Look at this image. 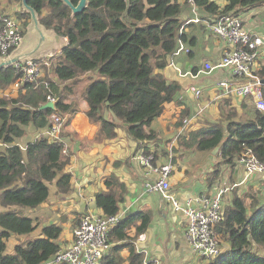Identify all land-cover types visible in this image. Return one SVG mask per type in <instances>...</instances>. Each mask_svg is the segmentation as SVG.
Here are the masks:
<instances>
[{
	"label": "trees",
	"instance_id": "obj_1",
	"mask_svg": "<svg viewBox=\"0 0 264 264\" xmlns=\"http://www.w3.org/2000/svg\"><path fill=\"white\" fill-rule=\"evenodd\" d=\"M69 1L73 6L79 2ZM225 1L226 5L220 9L212 0H195L197 12L202 11L204 16L199 18V23L188 25H200L211 16L235 8L264 5V0ZM7 3L19 5L21 0H7ZM27 4L43 30L67 41L58 53L48 58L53 79L40 76L16 93L5 95L18 74L12 66L0 69V141L6 145L0 150V264H45L60 250L57 239L61 229L49 225L43 228L42 238L16 246L13 254L3 253L10 236L28 235L35 229L34 221L23 211L35 209L47 200L49 184L55 181L59 195L72 189L71 174L66 171L71 165V155L64 152L63 143L38 137L26 144L21 159L16 141L25 135L24 127L46 129L52 114L67 115V127L69 116L76 110L65 100L75 94V86L89 73L81 97L87 104V119L98 126L96 140L116 136L119 125L106 118L107 112L125 126L132 139H154L153 132L147 128L181 91L178 84L168 82L163 76L167 58L174 55L180 44L188 53V47L193 44L184 32L188 25L182 18L184 4H188L178 0H88L85 10L77 15L61 0H27ZM15 15L19 20L29 19L26 11ZM34 60L43 65L41 59ZM255 75L264 80V59ZM65 82L70 85H64ZM261 89L264 96V85ZM47 97L55 101L53 110L40 109ZM184 97L188 100L187 95ZM218 103L220 119L205 122L200 129L179 137L177 148L209 153L217 149L222 164L231 167L245 152L264 161V112L243 107L240 115L228 100ZM188 114L186 111L181 120ZM168 161L172 164L174 158L168 156ZM217 170L213 180L219 174ZM104 186L105 191L95 196V206L104 216L116 215L125 188L115 177H107ZM151 216L147 210L124 216L108 233L110 249L102 264H153L145 262L132 243L146 231ZM214 230L228 248L208 264H264V256L259 254L260 249L264 250V201L256 199V194L239 195L233 191ZM117 242L124 245L111 246ZM124 247L129 252L127 258L121 255Z\"/></svg>",
	"mask_w": 264,
	"mask_h": 264
},
{
	"label": "crops",
	"instance_id": "obj_2",
	"mask_svg": "<svg viewBox=\"0 0 264 264\" xmlns=\"http://www.w3.org/2000/svg\"><path fill=\"white\" fill-rule=\"evenodd\" d=\"M212 1L220 9L226 5L225 0ZM179 2L183 3L182 1ZM19 5H8L7 0H0V13L12 16L18 23L19 19L15 12L24 11L22 8L19 9ZM233 12L241 18L242 24L250 33L264 39V5L247 9L235 8ZM203 16L202 11L197 12L196 8L193 11L192 8L184 4L182 18L185 25H188L190 20L196 17L199 19ZM212 17L214 16L209 17V20ZM200 25L190 24L184 28V32L190 41H193V44L188 47L189 53L181 44L185 50L178 55L167 58V66L172 64L173 67L180 70L182 75L186 74V76L180 74L179 76L187 78L189 82H185L184 86L176 83L181 89L178 97L167 104L162 115L154 119L147 128L148 132H153L154 139L146 141L132 139L127 134L125 126L116 120L110 112H107L106 118L119 125L116 129V136L110 140H96L98 126L91 124L87 119L85 115L87 104L81 97L83 89L81 86L78 88L87 80L89 73L81 78V83L74 88L75 94L65 100L67 104L73 105L76 112L73 116H69V123L59 139V142L63 143L65 147L64 152L71 155V165L66 171L71 174L72 189L68 194L59 195L56 194L55 181L48 185L47 200L35 209L23 211L26 217L34 221L35 229L28 235L11 237L16 238L14 249L16 246H25L28 241L42 238L43 228L49 225L60 227L61 232L57 243L60 250L67 248L72 241L73 229L81 217L97 218L103 216L102 211L95 206V196L105 191L104 180L107 177H115L125 188V193L122 195L123 201L118 212L121 219L127 214H135L138 211L147 210L151 212L152 216L148 228L132 242L134 250L143 255L145 262L208 264L209 261L200 259L192 253L186 241L184 214L180 210H175L157 193L145 190V185L155 181L156 176L148 169H144L136 159L138 154L144 153L152 158L154 166H159L167 163L168 156L172 155L174 163H172L173 168L168 181V189L181 208L194 198L216 196L220 192H222L221 202L224 207L231 200L232 192L235 190L239 195L256 194V199H259L262 189L257 188L256 183H261L264 186L261 176L247 177L243 168L237 164V159L232 167L219 165V161L214 163L209 157V154L211 153L213 156L215 151L209 153L177 148L179 137L200 129L205 122H214L220 119L218 110L220 100H228L230 107L234 108L240 115L243 113V107L255 108L251 98L242 100L216 98L218 94L215 89L217 82L229 80L233 83L236 81L227 69H216L209 74L204 72V64H215L223 56L227 47L223 41L205 31L203 22ZM44 32L45 35L54 38L52 49L40 55L35 54L32 58L43 61L40 76L53 79L48 58L58 53L66 41L48 31L44 30ZM55 37L57 38L55 39ZM55 43L57 47L54 48ZM263 59L264 56L261 55L254 67V74L260 68ZM46 62L47 66L44 64ZM49 67L50 69H48ZM66 84L70 85V82H65L64 85ZM13 85L8 88L7 93L4 92L5 95L14 94L18 91ZM191 88H197L200 91L199 98L196 99L192 93H187ZM184 94L187 95L188 100ZM202 107H204L203 114L200 115L201 117L198 116L196 122L192 120L186 126L183 122L181 124L182 120L193 119V116ZM186 111H189V114L181 120ZM63 116L67 121L68 116ZM28 127L32 126L29 125L24 129L26 130ZM37 131L38 133H26L25 131V135L16 141L22 153L21 159L27 143L38 137L46 138V129ZM173 149L177 152L174 153ZM217 165H219V174L213 180V173L217 170ZM250 189L256 190L248 193ZM1 211L2 208H0ZM250 212H252L251 209H249V214ZM219 241L220 253L227 251L228 245L220 239ZM120 244L124 245V242H117L111 246ZM121 255L123 258H127L128 249L124 247Z\"/></svg>",
	"mask_w": 264,
	"mask_h": 264
},
{
	"label": "built area",
	"instance_id": "obj_3",
	"mask_svg": "<svg viewBox=\"0 0 264 264\" xmlns=\"http://www.w3.org/2000/svg\"><path fill=\"white\" fill-rule=\"evenodd\" d=\"M179 1L187 3L193 11L195 10V0ZM189 22L199 23V19L196 17ZM203 24L206 32L223 41L227 47L223 56L215 64H204V72L209 74L216 69H227L236 81L233 83L229 80L217 82L215 86L218 92L216 98L240 100L251 98L255 108L264 112L262 85L260 79L253 73L258 59L261 55L264 56V39L250 33L242 24L241 18L233 11L220 12L210 20L204 21ZM21 41V29L17 21L10 15L0 13V61L9 59ZM184 50L181 45L174 55H178ZM12 67L18 74L13 85L16 89L26 83L35 82L41 75V65L33 58L20 60L12 64ZM177 71L182 75L179 69ZM182 76H186V74ZM190 93L196 99L200 97V91L197 88H191ZM49 101L55 102L53 98L47 97V102ZM203 109L204 107L200 108L193 119H186L183 124L186 126L192 120L196 122ZM65 122L63 116L52 114L48 119V127L45 131L46 139L59 142ZM0 146L6 147L1 141ZM136 159L144 169H148L156 176L155 181L145 185V190L157 193L175 210H180L184 214L186 219L185 238L192 253L206 261L220 255V243L214 229L223 217L222 192L216 196L194 198L181 208L168 189V181L173 168L171 162L154 166L152 158L144 153L138 154ZM169 159H172L171 154ZM237 164L243 168L247 177L261 176L264 182V161H260L250 152H245L237 158ZM120 220L121 215L119 214L103 215L97 218L81 217L73 229L70 245L59 250L45 264H102L103 258L110 249L108 233Z\"/></svg>",
	"mask_w": 264,
	"mask_h": 264
},
{
	"label": "water",
	"instance_id": "obj_4",
	"mask_svg": "<svg viewBox=\"0 0 264 264\" xmlns=\"http://www.w3.org/2000/svg\"><path fill=\"white\" fill-rule=\"evenodd\" d=\"M61 1L63 2L64 5H66L71 10L73 15H77V14L82 13L85 10L88 0H79L76 6H73L69 0H61ZM20 8H22L24 11H26L29 14L30 34L35 39V43L32 49L24 53H20L18 55L10 57L9 59L1 60L0 69L12 66V64L20 60L32 58L35 54H37V52H39L38 50L43 45L50 46L52 45L54 41L53 37L49 35H45L43 28L38 23L34 10L27 4V0H21ZM56 38L57 37H55V39ZM163 76L166 80H169L172 83H180L182 86H184L185 82H189L187 78H182L181 76H179L177 69L173 67L172 65H168L167 67H165L163 71ZM260 84L264 85V80H261ZM187 93L191 94L190 91H188ZM54 108H55V103L52 101H49V102H46L44 105H42L40 109L41 110H46V109L53 110ZM216 150L217 149H215L214 151L216 152Z\"/></svg>",
	"mask_w": 264,
	"mask_h": 264
},
{
	"label": "rangeland",
	"instance_id": "obj_5",
	"mask_svg": "<svg viewBox=\"0 0 264 264\" xmlns=\"http://www.w3.org/2000/svg\"><path fill=\"white\" fill-rule=\"evenodd\" d=\"M19 9H21L20 8V5H19ZM21 20L22 21L19 20L18 23L20 24L21 35H22V43L13 51L14 53L12 52L13 53L12 57L15 56V55H18L20 53H24V52H26V51H28L30 49H32V47L34 46V43H35V39L30 34V29L27 31V29L30 28V19L24 18V19H21ZM25 25H27V26L25 27ZM55 47H57V44L56 43L54 44V48ZM49 49H52V45H50V46L49 45H43L38 50L39 52L37 54L38 55L43 54L45 51H47ZM51 51H53V50H51ZM48 69H50V67ZM44 72H45V69H44ZM87 83H88V81L85 80V82L83 83V85L80 84L78 86V88L81 86V89H83L87 85ZM7 92H8V89L5 91V93H7ZM25 131H26V133H38V131L36 129H33L32 127L26 128ZM3 149H4V147L0 146V150H3ZM209 155H210L209 156L210 159L214 163H216V162L219 161V165H222V162H221V159L219 157L218 151L214 152L212 154L213 156H211V153ZM219 165L216 166L217 169H219ZM256 184H257V188L262 189V192H261V194L259 196V201H262L263 202L264 201V186L261 185V183L260 184L256 183ZM255 190L256 189H250L248 191V193H252ZM13 236H19V235H12V236H10V238L13 237ZM10 238L8 240H6V242H5V250H4L3 253L6 254V255H10V254H13L14 253V247L13 246L16 244L15 243V241H16L15 239L16 238H11V239ZM262 253L264 255V250L263 249H260L259 250V254H262Z\"/></svg>",
	"mask_w": 264,
	"mask_h": 264
}]
</instances>
